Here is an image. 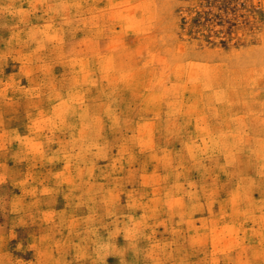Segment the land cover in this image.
<instances>
[{
	"label": "rangeland",
	"instance_id": "obj_1",
	"mask_svg": "<svg viewBox=\"0 0 264 264\" xmlns=\"http://www.w3.org/2000/svg\"><path fill=\"white\" fill-rule=\"evenodd\" d=\"M0 264H264V0H0Z\"/></svg>",
	"mask_w": 264,
	"mask_h": 264
}]
</instances>
